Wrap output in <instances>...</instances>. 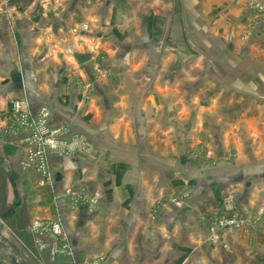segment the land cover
I'll list each match as a JSON object with an SVG mask.
<instances>
[{"label":"crops","instance_id":"obj_1","mask_svg":"<svg viewBox=\"0 0 264 264\" xmlns=\"http://www.w3.org/2000/svg\"><path fill=\"white\" fill-rule=\"evenodd\" d=\"M14 100L90 146L44 186ZM0 236L30 264H264V0H0Z\"/></svg>","mask_w":264,"mask_h":264},{"label":"built area","instance_id":"obj_2","mask_svg":"<svg viewBox=\"0 0 264 264\" xmlns=\"http://www.w3.org/2000/svg\"><path fill=\"white\" fill-rule=\"evenodd\" d=\"M10 113L16 117L14 122L16 130L20 135V143L28 162L34 165L41 179L39 184L46 185L51 181V173L47 164L48 155L56 156H72L78 153L87 152L90 149L87 141L79 135H68V129L64 126L58 128H49L47 125L48 113L46 110L40 111L36 116H31L28 111L27 102L24 100H14L9 105ZM70 203L73 208L80 205L93 206L97 200V196L86 199L79 193L67 191ZM175 203V202H173ZM176 204V203H175ZM227 224H235L237 227L240 222H228ZM31 231L36 237L37 246L42 245L41 242L45 237H51L56 241L57 238L63 236L61 225L58 222L43 223L35 221L31 225ZM212 240L215 242V230L211 229ZM85 264H99L97 261H90Z\"/></svg>","mask_w":264,"mask_h":264},{"label":"water","instance_id":"obj_3","mask_svg":"<svg viewBox=\"0 0 264 264\" xmlns=\"http://www.w3.org/2000/svg\"><path fill=\"white\" fill-rule=\"evenodd\" d=\"M78 64H83L88 61V58L82 55L75 57ZM0 261L5 264H30L25 258L23 252L14 244L3 239L0 236Z\"/></svg>","mask_w":264,"mask_h":264}]
</instances>
